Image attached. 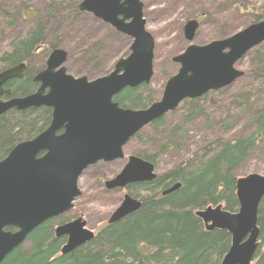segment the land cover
I'll return each mask as SVG.
<instances>
[{
	"label": "water",
	"instance_id": "obj_1",
	"mask_svg": "<svg viewBox=\"0 0 264 264\" xmlns=\"http://www.w3.org/2000/svg\"><path fill=\"white\" fill-rule=\"evenodd\" d=\"M79 9L130 37V54L119 59L112 72L91 80L69 74L64 66L68 52L54 49L44 70L34 77L38 90L4 101L2 96L11 93L4 89L5 84L22 79L26 64L0 73V116L12 109H52L48 128L34 139L18 143L0 161V264L25 244L37 227L74 208L82 195L79 180L84 171L99 162L124 159V147L133 137L176 111L185 100L202 98L234 84L245 74L236 67L237 63L264 43L262 20L227 38L205 45L190 44L173 58L180 67L166 82L160 100L145 109L124 108L114 100L115 96L127 88L149 84L155 73L156 41L146 27L144 0H82ZM199 27L197 19L185 24L187 41L194 40ZM157 176L153 163L132 155L105 186L109 191L124 190L135 183L151 182ZM180 186L177 183L163 194L173 193ZM236 195L239 210L235 213L223 205L196 212L208 231L225 230L232 236L231 247L220 264H252L255 259L264 175L251 173L238 178ZM141 206L142 201L127 192L110 215L109 224L123 220ZM87 226L81 216L56 227L57 237H68L61 248L62 255L95 238V232Z\"/></svg>",
	"mask_w": 264,
	"mask_h": 264
},
{
	"label": "trees",
	"instance_id": "obj_2",
	"mask_svg": "<svg viewBox=\"0 0 264 264\" xmlns=\"http://www.w3.org/2000/svg\"><path fill=\"white\" fill-rule=\"evenodd\" d=\"M254 1L207 0L212 5L214 2L218 3L219 7H236L228 15L229 24H232V18L241 20L238 24H232L234 32L264 20V0L253 3ZM231 2L234 4H230ZM14 9L13 7V11ZM76 9L78 11L79 7ZM36 16L38 18L33 28L17 32L14 38L0 49V72L26 63L37 48L48 44L46 34L50 13L46 15L47 21L45 16L39 17V13ZM13 17L5 12L0 34L15 32ZM204 17L206 16L201 18ZM53 45H47V49L52 51ZM171 53L167 57L168 66L164 71L166 79L177 72L172 60L175 55ZM247 57L252 60V70L241 81L244 84V80H249L246 82L248 89H241L236 97L242 112L251 114L249 125L255 127L250 132L236 130L237 133L234 134L230 128L234 126L235 121L226 123L222 122L221 118L214 120L208 115V126L212 121L215 124L220 123L214 139L192 157L182 158L159 173L155 180L135 183L129 187L132 196L142 201L138 211L117 223H107L96 232L91 242L66 255L61 254L65 241L56 238L52 219L30 234L26 242H29L27 247L25 243L16 248L1 264H220L231 247L232 236L225 230L208 231L196 212L217 205H223L225 210L232 213L237 212L239 201L236 195V171L257 151L264 152V96L255 98L257 93L263 92L264 95V89L259 90L258 85V82L264 84V43L251 50ZM34 77L27 66L23 79L9 82L8 87L12 90V95L22 97L34 92L37 88ZM149 86L144 84L138 88H127L115 97V101L124 108L145 109L162 96ZM224 91L228 92L229 88L209 92L202 98L185 100L178 109L186 110L179 124L171 128L168 125L169 131L175 135L177 133V136L160 144L154 153H149L143 148L135 155L150 161L160 169L162 157L174 155L180 150L181 145L177 137L179 132H184L183 126L192 117L206 113L207 109L202 105L204 101L215 103L211 97L214 94L223 95ZM175 112L167 114L152 125L166 126V122ZM50 120L51 110L46 107L25 111L12 109L0 116V159L18 142L37 136L45 130ZM150 139L146 138L147 141ZM134 140L144 142L142 133L130 142ZM177 183L181 184L178 190L163 194ZM74 211L76 210H72L70 215ZM68 218L69 214L60 217L59 221L65 223ZM258 226L259 247L252 264H264V197L259 207Z\"/></svg>",
	"mask_w": 264,
	"mask_h": 264
},
{
	"label": "rangeland",
	"instance_id": "obj_3",
	"mask_svg": "<svg viewBox=\"0 0 264 264\" xmlns=\"http://www.w3.org/2000/svg\"><path fill=\"white\" fill-rule=\"evenodd\" d=\"M81 2L82 0H0V31L5 12L13 15L12 21L15 22V32L0 34V49L6 46L17 32L33 28L38 13L39 17L45 16V20H48L46 15L50 13L46 34L48 44L37 48L26 62L30 73L36 76L46 67L45 64L51 52L47 47L54 44V49L61 48L68 52L69 56L64 66L69 74L75 77L87 76L91 80L109 74L119 59L126 58L130 54L132 39L119 33L110 24L92 13L82 12L80 9L77 11L76 7H79ZM50 3L52 4L48 9ZM235 9L234 5L219 7L218 3L214 2L212 5L207 0H144L146 27L156 41L155 75L149 87L160 94L163 93L168 79L164 71L168 66L167 57L170 52L176 56L183 53L191 43L205 45L236 33L232 24H238L241 20L232 18L230 21L232 24L228 23V15ZM203 16L206 17L201 18ZM192 18H200L201 25L194 40L188 42L185 38L184 26ZM225 35L228 36L225 37ZM251 61L246 55L238 63L237 67L245 74L228 87V92L224 91L223 95L214 94L211 98L215 103L210 101L202 103L207 109L206 113L192 117L183 126L184 132H179L177 137L181 145L180 150L174 155L162 157L159 163L160 169H156L157 173L165 171L182 158L192 157L195 152L214 139L213 137H216V129L219 128L220 123L215 124L212 121V124L208 126V115H211L214 120L221 118L222 122L226 123L235 121L234 126L230 128L234 134L237 133L236 130L248 133L255 127L249 125L251 114L242 112L241 104L236 97L241 89H248L246 82L249 80H244L243 84L241 79L252 70ZM175 65L177 71L179 65L176 63ZM258 83L259 90H263L264 84ZM255 95L256 99L264 96L263 92ZM185 112L186 110L182 108L176 111L174 116L166 122V126L154 127L152 124L146 126L140 132L144 142L139 143L136 140L130 142L125 149L126 156L135 155L143 148L149 153L156 152L160 144L177 136V133L175 135L169 131V127L179 124ZM147 137L151 138L150 141L146 140ZM262 150L264 151V147ZM126 162V159L109 163L99 162L89 167L79 181L82 195L75 202L74 213L82 214L89 228L96 232L108 223L110 215L119 206L127 192V190L109 191L105 186V181L115 177ZM251 173L264 174V152L257 151L236 171L238 178ZM28 245L29 242L25 244V247Z\"/></svg>",
	"mask_w": 264,
	"mask_h": 264
},
{
	"label": "flooded vegetation",
	"instance_id": "obj_4",
	"mask_svg": "<svg viewBox=\"0 0 264 264\" xmlns=\"http://www.w3.org/2000/svg\"><path fill=\"white\" fill-rule=\"evenodd\" d=\"M45 65H46V64H45ZM33 81H34V78H33ZM34 83L37 85V88H36V90H35L34 92H32V93H30V94L35 93V92L38 90V88H39V83H37V82H35V81H34ZM8 86H9V82L5 85V89H9ZM9 90H11V89H9ZM13 97H15V96L12 95V90H11V94H10L8 97H3V100H7V99H10V98H13ZM115 97H116V96H115ZM114 100H115V98H114ZM40 108H41V107H40ZM46 108H48V109L51 110V119H52V109L49 108V107H46ZM5 114H6V113H5ZM50 123H51V120H50ZM50 123H49V125H50ZM49 125H48V126H49ZM48 126H47V128H48ZM47 128H46V129H47ZM43 131H45V130H43ZM43 131H42V132H43ZM42 132H41V133H42ZM41 133H39V134H41ZM39 134H38V135H39ZM38 135H37V136H38ZM37 136H34V137L30 138V139H24L23 141H27V140L34 139V138L37 137ZM23 141H20V142H23ZM20 142H18V143H20ZM18 143H17V144H18ZM17 144H16V145H17ZM16 145H15V146H16ZM15 146H14V147H15ZM10 151H11V150H10ZM10 151H9V152H10ZM42 155H43V153L40 154V156H42ZM6 156H7V155L3 156V157L0 159V161L3 160ZM75 209H76V207H74L72 210H75ZM67 214H69V218H68L67 221H65V223H68V222H70V221H73V220H75V219H77V218L83 216L82 214H78V215H76L74 212H73L71 215H70V213H67ZM67 214H63V215H61V216H58V217L53 218V220H54V221H53V222H54V223H53V224H54V227H53L54 234H55V229H56L57 226L62 225V224H65V223H61V222L59 221V218H60V217H64V216H66ZM83 217H84V216H83ZM51 220H52V219H50V220H48V221H51ZM48 221H47V222H48ZM88 227H89V225H88ZM55 236H56V234H55ZM56 238H61V239H63V240L65 241V243H66L67 240H68V237H67V236H62V237H57V236H56ZM65 243H64V244H65Z\"/></svg>",
	"mask_w": 264,
	"mask_h": 264
},
{
	"label": "bare ground",
	"instance_id": "obj_5",
	"mask_svg": "<svg viewBox=\"0 0 264 264\" xmlns=\"http://www.w3.org/2000/svg\"><path fill=\"white\" fill-rule=\"evenodd\" d=\"M6 68V67H5ZM203 105V104H202ZM37 111V110H36ZM204 225H205V223H204ZM206 227V226H205Z\"/></svg>",
	"mask_w": 264,
	"mask_h": 264
}]
</instances>
